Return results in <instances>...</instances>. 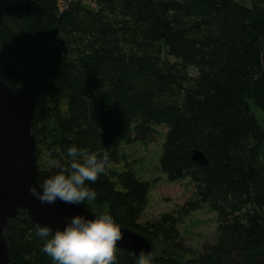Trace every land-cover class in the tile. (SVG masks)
I'll return each instance as SVG.
<instances>
[{
    "label": "trees",
    "instance_id": "obj_1",
    "mask_svg": "<svg viewBox=\"0 0 264 264\" xmlns=\"http://www.w3.org/2000/svg\"><path fill=\"white\" fill-rule=\"evenodd\" d=\"M44 50L52 116L40 144L52 159L66 167L76 145L116 163L123 142L155 140L164 125L162 171L194 183L182 206L143 224L148 185L132 170L114 178L108 164L89 185L91 202L160 244L156 264H264V127L254 112L264 113V0H0L10 87L37 84L20 68ZM194 149L208 165L192 161ZM205 205L220 218V237L181 258L179 226ZM35 233L26 217L9 221L10 264H52ZM115 264L137 259L117 247Z\"/></svg>",
    "mask_w": 264,
    "mask_h": 264
},
{
    "label": "water",
    "instance_id": "obj_2",
    "mask_svg": "<svg viewBox=\"0 0 264 264\" xmlns=\"http://www.w3.org/2000/svg\"><path fill=\"white\" fill-rule=\"evenodd\" d=\"M45 95L41 84L22 82L16 89L10 87L0 70V264H10L12 246L5 231L12 219L26 217L35 227H62L70 216L101 214L89 204L88 209L59 201L52 206L42 205L28 192L41 175L37 149L44 139L45 126L39 123L50 121L52 116ZM191 159L201 166L209 164L199 149L192 151ZM121 229L123 240L117 247L130 251L136 259L141 249L151 251L155 258L152 237L131 227Z\"/></svg>",
    "mask_w": 264,
    "mask_h": 264
},
{
    "label": "clouds",
    "instance_id": "obj_3",
    "mask_svg": "<svg viewBox=\"0 0 264 264\" xmlns=\"http://www.w3.org/2000/svg\"><path fill=\"white\" fill-rule=\"evenodd\" d=\"M69 163L59 164L55 174L37 180L28 187L29 194L42 205H55L57 201L88 209L97 193L89 185L106 174L110 157L107 152L98 155L72 145L67 148ZM36 236L43 243L42 251L52 264H115L118 242L123 240L121 225L112 214H76L68 217L62 227L37 224ZM137 264H156L151 251L143 249L137 254Z\"/></svg>",
    "mask_w": 264,
    "mask_h": 264
},
{
    "label": "rangeland",
    "instance_id": "obj_4",
    "mask_svg": "<svg viewBox=\"0 0 264 264\" xmlns=\"http://www.w3.org/2000/svg\"><path fill=\"white\" fill-rule=\"evenodd\" d=\"M44 51L36 54L32 62L21 66L23 81L46 84L47 74L53 67V62L48 50ZM191 71L194 72L192 69ZM254 112L264 127V113L256 107H254ZM46 125L45 122L40 121L39 123L40 127ZM52 127L53 123L49 130ZM156 128L158 134L155 140L123 142L120 146L121 159L116 163L109 164L114 178H116V173L132 170L148 185V205L140 219L143 224L158 219L163 213L179 208L192 196L194 191V183L190 179L170 181L162 171L160 163L167 128L164 125ZM39 149L38 165L40 170L44 173L55 172L58 169L56 167L58 162L51 158L49 146L39 144ZM88 204L99 213L107 210L91 201ZM179 228L183 239V249L178 254L181 258H188L202 254L217 243L220 237V218L214 210L205 205L187 217ZM161 250L162 246L156 244L155 252L158 254Z\"/></svg>",
    "mask_w": 264,
    "mask_h": 264
}]
</instances>
